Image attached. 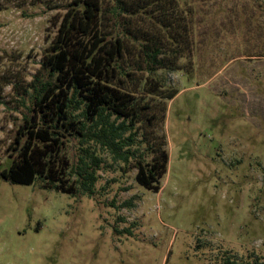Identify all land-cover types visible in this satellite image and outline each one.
Here are the masks:
<instances>
[{
  "label": "rangeland",
  "instance_id": "374dc122",
  "mask_svg": "<svg viewBox=\"0 0 264 264\" xmlns=\"http://www.w3.org/2000/svg\"><path fill=\"white\" fill-rule=\"evenodd\" d=\"M70 1L0 0V173L17 157L26 119L38 121L32 85L64 14L56 8ZM178 2L191 55L180 71L135 73L140 118L124 136L136 134L128 160L75 136L65 141L66 182L100 160L92 197L80 184L71 196L42 181L0 179V264L264 258V0ZM155 81L162 87L151 94ZM152 145L169 154L158 193L136 181Z\"/></svg>",
  "mask_w": 264,
  "mask_h": 264
},
{
  "label": "trees",
  "instance_id": "16d2710c",
  "mask_svg": "<svg viewBox=\"0 0 264 264\" xmlns=\"http://www.w3.org/2000/svg\"><path fill=\"white\" fill-rule=\"evenodd\" d=\"M56 9L64 14L55 23L56 35L32 85L38 121L26 119L16 140L17 157L0 179L26 186L42 181L43 189L71 196L80 194V184L82 193L92 197L98 180L94 166L100 160L94 158L77 184L66 182L65 141L75 136L128 160L130 152L124 149L136 134L124 136L140 118L135 73L182 70L180 61L191 55L187 9L178 0H71ZM158 83L151 84V94L162 87ZM151 150L155 157L138 162L136 181L158 193L169 154L162 145ZM222 262L264 264V258L238 260L224 254Z\"/></svg>",
  "mask_w": 264,
  "mask_h": 264
}]
</instances>
